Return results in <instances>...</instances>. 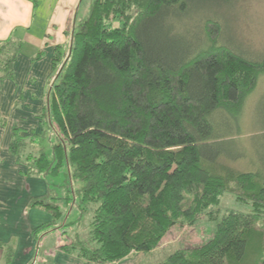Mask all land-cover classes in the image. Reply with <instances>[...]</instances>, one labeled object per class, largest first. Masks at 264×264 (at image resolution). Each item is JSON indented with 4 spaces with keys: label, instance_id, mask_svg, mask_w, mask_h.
Listing matches in <instances>:
<instances>
[{
    "label": "trees",
    "instance_id": "1",
    "mask_svg": "<svg viewBox=\"0 0 264 264\" xmlns=\"http://www.w3.org/2000/svg\"><path fill=\"white\" fill-rule=\"evenodd\" d=\"M215 1L231 0H94L53 87V161L45 150L29 152L22 130L14 129L11 152L28 162L30 174L56 177L67 169V196L48 195L32 207L54 224L75 210L80 217L70 225H80L92 213L88 237L76 234L62 247L85 264L151 254L171 230L205 217L216 224L205 244L157 264H264V220L257 215L264 168L239 172L222 163L228 157L218 133L240 119L264 61L220 46V25L210 19L202 28L206 43L196 50L179 53L167 42L179 36L189 6ZM18 47L0 42V81L13 77ZM227 193L253 213L213 218L211 209Z\"/></svg>",
    "mask_w": 264,
    "mask_h": 264
},
{
    "label": "crops",
    "instance_id": "2",
    "mask_svg": "<svg viewBox=\"0 0 264 264\" xmlns=\"http://www.w3.org/2000/svg\"><path fill=\"white\" fill-rule=\"evenodd\" d=\"M84 1L0 0V42L19 45L13 77L0 81V264H85L62 250L70 242L59 222L54 224L43 208L32 207L35 200L65 198L66 192L58 195L49 176L30 174L28 162H18L10 149L18 128L29 152L45 150L53 161V87L69 56L76 25L89 16L91 6L82 9ZM48 225L45 232L34 233ZM158 250L135 253L115 264H146Z\"/></svg>",
    "mask_w": 264,
    "mask_h": 264
},
{
    "label": "rangeland",
    "instance_id": "3",
    "mask_svg": "<svg viewBox=\"0 0 264 264\" xmlns=\"http://www.w3.org/2000/svg\"><path fill=\"white\" fill-rule=\"evenodd\" d=\"M94 0H85L82 9L87 5L92 7ZM81 9V10H82ZM219 23L221 28L218 44L224 48L250 59L264 61V0H231L225 4L220 1L197 3L189 6L186 16L178 22L179 36L171 37L167 41L173 51L179 53L187 50H196L202 42L206 43L203 24L206 20ZM163 35L168 29L165 23ZM176 37L178 38L177 42ZM192 47V49H189ZM225 118V115L221 113ZM221 118V117H220ZM230 120V119H229ZM218 124V119L216 118ZM228 128L219 127L218 133L224 136L222 141V163L239 172L257 171L264 168V77L260 78L258 86L247 95V100L238 121L230 120ZM51 159V152L48 153ZM235 158H238L235 161ZM67 169L63 168L59 175L47 177L50 184L56 185L57 194L63 196L66 192ZM79 185L76 183L74 191L77 193ZM74 197V195L72 196ZM211 216L222 218L229 212L253 213L249 204L240 202L233 194L227 193L219 198L218 204L211 209ZM259 219L264 220V208L257 211ZM75 210L59 223L66 232L65 237L71 243L76 234L88 237L89 223L92 213L85 215L80 225H70L79 218ZM204 218L193 227L174 228L170 231L157 253L150 255L146 264H157L165 261L171 254L180 249L198 247L205 244L213 235L216 224ZM68 225L64 227L65 222ZM69 243V244H70Z\"/></svg>",
    "mask_w": 264,
    "mask_h": 264
}]
</instances>
